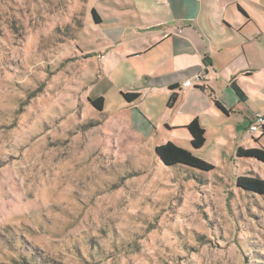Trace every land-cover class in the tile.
Listing matches in <instances>:
<instances>
[{
	"label": "rangeland",
	"instance_id": "obj_1",
	"mask_svg": "<svg viewBox=\"0 0 264 264\" xmlns=\"http://www.w3.org/2000/svg\"><path fill=\"white\" fill-rule=\"evenodd\" d=\"M105 6L0 0V264H264V194L236 187L264 180V162L236 156L264 148L263 130L206 120L195 150L156 119L139 139L138 107L125 130L128 76L106 69L105 81ZM167 141L214 168L165 166L154 146Z\"/></svg>",
	"mask_w": 264,
	"mask_h": 264
},
{
	"label": "crops",
	"instance_id": "obj_2",
	"mask_svg": "<svg viewBox=\"0 0 264 264\" xmlns=\"http://www.w3.org/2000/svg\"><path fill=\"white\" fill-rule=\"evenodd\" d=\"M105 4H109L105 74L106 69L116 75L126 72V81L118 79V85L123 84L120 96L138 94L131 103L123 98L120 121L125 130L136 127L133 107L140 109L137 115L142 118L136 129L139 139L151 136L153 131L143 121L153 119L165 121L167 131L180 130L187 138L174 140L186 142L190 135L185 126L193 119L202 128L208 120L217 129L220 120L238 114L247 130L253 120L248 114L251 102L264 107V0H105ZM95 12L98 22L92 18L99 24L101 15ZM197 74L201 77L193 79ZM187 79L191 83L184 86ZM105 81L113 85L108 75ZM232 82L245 98L234 93ZM173 94L176 98L169 104ZM261 112L264 108L254 116Z\"/></svg>",
	"mask_w": 264,
	"mask_h": 264
},
{
	"label": "trees",
	"instance_id": "obj_3",
	"mask_svg": "<svg viewBox=\"0 0 264 264\" xmlns=\"http://www.w3.org/2000/svg\"><path fill=\"white\" fill-rule=\"evenodd\" d=\"M91 14L96 22H98V17L94 9H92ZM231 88L233 89L234 93L239 98H245L242 91L239 87L232 82ZM122 96L125 101L131 103L134 102L137 98V93L126 92L122 93ZM176 98V95H171L169 99V104L173 103ZM90 104L100 110L103 104V97L99 96L94 99H88ZM217 107L222 109L224 112L225 109L221 106L218 101H215ZM186 129L190 135L189 144L192 149H199L203 146L205 142V131L199 124L197 119L191 120L186 126ZM264 132V126L260 127ZM256 141L259 138H255ZM154 152L157 158L165 165V166H172L176 164L185 165L191 168H195L202 171H209L213 169V165L200 159L192 154V152L188 148H183L181 146L176 145L173 142H166L163 144L156 145L154 147ZM236 156L237 157H247V158H254L258 161L264 162V148H244L238 147L236 149ZM236 187L251 191L258 194H264V180L259 176H251V175H239L236 177Z\"/></svg>",
	"mask_w": 264,
	"mask_h": 264
},
{
	"label": "built area",
	"instance_id": "obj_4",
	"mask_svg": "<svg viewBox=\"0 0 264 264\" xmlns=\"http://www.w3.org/2000/svg\"><path fill=\"white\" fill-rule=\"evenodd\" d=\"M201 76L199 74L195 75L193 79H199ZM191 83V79H187L183 85L187 86ZM261 126H264V116L261 115H255L253 120L250 121L247 130L249 133L253 134L255 133Z\"/></svg>",
	"mask_w": 264,
	"mask_h": 264
}]
</instances>
